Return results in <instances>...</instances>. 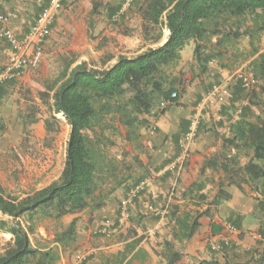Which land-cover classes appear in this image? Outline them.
Segmentation results:
<instances>
[{"label":"trees","instance_id":"1","mask_svg":"<svg viewBox=\"0 0 264 264\" xmlns=\"http://www.w3.org/2000/svg\"><path fill=\"white\" fill-rule=\"evenodd\" d=\"M139 15L141 21L134 25L133 33L155 45L167 29L170 34L162 47L150 48L134 58L119 56L109 68L104 66L113 57L101 67L65 58L56 79L39 90L38 98L52 111L54 122L59 124L56 115L63 114L71 127L66 162L57 181L25 197L7 194L0 185V213L8 218L0 219V232L12 236L0 253V264H57L59 246L64 250L76 243L78 218L56 235L55 247L35 246L31 237L43 220L60 221L85 210L101 209L107 198L131 178L125 158L109 154L115 146L110 135L119 123L125 127L128 141H138L141 130L150 126V119L157 120L168 111L169 107L157 110L162 102L178 104L180 83L172 70L192 41L196 43L194 61L203 74L210 62L228 69L230 62L243 57L251 60L249 66L259 81L247 97L248 108L259 111L255 121L240 115L234 123V137H223L220 154L206 161L202 173L206 169L221 170L228 176L229 185L239 188L264 180L260 164L264 161V53L259 47L264 34V0H144ZM244 38L249 41L248 52L236 49ZM45 129L47 144L54 133L49 119ZM250 154L253 157L242 165L240 157ZM133 160L141 166L138 157ZM203 187L197 182L192 184L184 197ZM228 197L220 190L214 204ZM198 200L206 201L207 197L198 195ZM171 208L174 242L179 244L190 240L201 226L200 219L209 214L208 210L182 209L180 205ZM139 243L134 240L115 253L102 252L98 260L100 264H132L136 255L130 256ZM163 246L165 264H178L182 253L175 243L165 242Z\"/></svg>","mask_w":264,"mask_h":264},{"label":"rangeland","instance_id":"2","mask_svg":"<svg viewBox=\"0 0 264 264\" xmlns=\"http://www.w3.org/2000/svg\"><path fill=\"white\" fill-rule=\"evenodd\" d=\"M136 1L131 7H124L126 0H66L64 10L45 42L44 59L38 68L33 69L38 73L37 78L27 83V90L22 89V96L17 98L18 104H15L14 100L15 106L6 109L4 115L0 117V122L4 127L3 131L0 132V185L7 194L22 196L28 191L36 190L40 184L44 187L53 182L65 165L71 127L66 118L59 115H56L59 124L54 122L52 111L48 106L43 105L38 98L39 90H44L45 85L51 83L58 76L63 59L76 58V64L88 63L100 67V64L102 66L109 57L115 58L121 56V54L131 57L143 49L145 52L150 48H156L150 42L143 40L145 44H142L141 41H136L139 36L133 33L132 28L141 21L139 5L144 0ZM4 2V0H0V12L15 14L16 7L6 8ZM47 2L44 0L34 3L33 13H36L35 15L40 14ZM21 31L25 32L24 28ZM166 38H168V35ZM259 47L260 52L264 53V34ZM236 49L248 52L250 50L249 41L245 38L242 39ZM9 61L8 47L0 40V71ZM250 63L251 60H244L243 57H239L237 61L229 63L230 67L228 69H221L218 63L214 62L209 67L208 73L203 77L198 76V78H196V75L200 69L196 64L193 66L195 69L191 66L176 67L172 70V74H178L181 69L185 81V90L191 86V89L186 91H190L192 94H196L195 91H192V84L194 82L197 84L195 88H200L201 92H199L200 98L196 101V106L213 85L224 82L230 73L236 72L242 66H249ZM232 90V99L223 112L221 122L208 116H205V119L202 120L201 126L211 127L207 132L215 131L218 134L215 125L219 123L226 130L230 123H235L240 118V116H237L239 110H242L243 114L241 115L248 120L255 121L259 111L248 108V92L241 89L238 83L233 84ZM157 110L160 111V107ZM179 111L180 107L176 104L172 105V108L167 112L175 114ZM192 116L193 113L190 115V119ZM47 119L52 121L54 133H52V138L46 144L38 135L42 133L41 130L46 131L45 121ZM151 119L153 122L148 128L141 130V138L138 141H128L126 138L127 131L119 123H116L117 131L110 135L115 142V146L110 148L109 154L112 157L125 158L130 166L128 176L131 178L107 198L104 204L106 209L93 219L97 220L95 226L91 229V237L95 243L94 248L117 246L120 241V236L117 235L120 231L129 229L131 222H145L147 216L141 212V218L139 215L134 216L124 226L118 227L117 232L110 237L101 239V237L92 234L99 223L104 220V217L116 220L120 201L142 175L145 176L144 178L154 176L153 172L148 169L154 163H158V149L153 146L155 139H157V130L152 134L151 129L155 124L154 119ZM221 133L228 135V132L224 133L223 131ZM134 157L140 159L141 166L133 160ZM260 163L264 167V161ZM173 172L174 175H172L166 189V199L162 204L163 206L159 207V219L164 221V227L169 225L171 207L176 200L179 176L175 171ZM0 219L7 220L8 218L3 217L0 213ZM67 226L66 219L41 221L35 235L31 237L32 244L35 246L38 243L39 245L52 244L56 235L64 231ZM11 239V235L0 232V253L4 251ZM71 249L72 247L68 248L67 251L70 252ZM70 255L75 257L78 264L76 259L78 253L71 252Z\"/></svg>","mask_w":264,"mask_h":264},{"label":"crops","instance_id":"3","mask_svg":"<svg viewBox=\"0 0 264 264\" xmlns=\"http://www.w3.org/2000/svg\"><path fill=\"white\" fill-rule=\"evenodd\" d=\"M41 1L44 0H9L4 2L6 8L11 6L16 7L14 12L15 21L14 19L12 20L11 28L18 35L26 33L33 26L39 14L35 15L36 13L34 14L32 9L34 8V3ZM22 28H24L25 32L21 31ZM167 34L168 30L165 29L163 38L159 43L154 45L156 48L162 47L167 42ZM136 41H141L142 44H145L140 36L136 38ZM195 46L196 43L192 41L184 48L177 67L191 66L195 69L193 67L194 64L198 67L197 62L193 58ZM8 51L10 56L11 51L9 47ZM143 52L144 49L134 54V56L126 57L134 58ZM121 56L125 55L121 54ZM118 57L106 62L104 68L114 66L117 63ZM213 63L210 62L208 64V69ZM207 73L208 70L205 74L199 71L196 78L198 76L203 77ZM37 74L36 71L30 69L21 79L7 83L3 87L0 96V117L4 115L6 109L15 106L16 103L18 104L17 98L22 96V89L25 88L27 90V83L37 78ZM182 75L181 69L178 74L174 75L180 83L181 98L177 104L180 107V111L175 114L167 112L159 119H154L157 139H155L153 146L158 149V163L156 162L151 167H148L154 176L148 178L149 185L147 189L136 199L131 209V219L138 215L141 218L140 213L142 212V214H146L147 216L145 222H131L129 229L120 231L117 235L120 236L117 246L94 248L95 243L91 237V229L95 226L97 220L93 219L100 212H103L106 206L95 212L85 210L75 215L66 216L63 219L67 220L68 225L78 218L80 223L77 225L80 226H77L76 243L72 246L70 252L67 251L68 248L63 250L59 246L60 259L57 264H77L75 257L70 255L71 252H77L78 255L82 254L85 256V260L78 262V264H100L98 260L100 253H115L122 250L126 243L134 240H139L140 243L130 256L131 258L133 255H136L132 264H165L161 257V254L164 252L163 245L165 242L175 243L176 248L180 249L182 259L178 264H205L207 262L216 264H264V240L259 238L260 235L264 237V180L260 179L254 183L244 184L239 188L229 185L228 176L221 170L206 169L202 173L206 161L220 154L223 146V137H234V123H230L226 130H224L221 123L216 124L215 128L218 134L215 131L207 132L211 127L205 128L201 126L198 136L191 147L189 158L184 165L185 167H179L176 171L179 180L174 205H180L182 209L187 208L202 212L209 211L208 216L200 219L201 226L194 236L183 244L174 242V222L170 218L168 227H164V221L159 219V207L163 206L162 204L167 196L166 189L172 175H174V172L170 170V166L177 161L180 152L178 146L179 139L187 129L190 115L194 112L196 101L200 98L199 92H201L200 88H195L197 86L195 82L192 84V91H195L196 94L186 91L191 89V86L185 90V81ZM170 108L172 106L168 110ZM152 122L153 120L150 119V125ZM223 131L224 133L228 132V135L221 133ZM41 132L38 136L44 140L46 131L43 129ZM234 153L233 151L232 154ZM251 157H253V154H250V156L242 155L240 157L241 164H247ZM62 171L53 182L60 178ZM144 177L142 175L139 180H142ZM53 182L44 187L40 184L36 190L28 191L22 197L41 190ZM196 182L204 185L202 190H196L194 195L184 197L185 192ZM220 190L227 193L229 197L221 201L219 205H216L214 204V200ZM202 194L206 195V201L198 200V195ZM230 225L237 229V233L228 231V226ZM134 230L137 231V235L133 234ZM216 244L222 245V249L219 251L213 250V246ZM55 246L57 245L53 240L50 247Z\"/></svg>","mask_w":264,"mask_h":264},{"label":"built area","instance_id":"4","mask_svg":"<svg viewBox=\"0 0 264 264\" xmlns=\"http://www.w3.org/2000/svg\"><path fill=\"white\" fill-rule=\"evenodd\" d=\"M66 0H49L48 5L41 11L37 20L29 31L18 35L12 28L11 22L14 14L10 12H0V40L6 43L11 51L9 63L0 71V96L3 87L10 82L21 79L28 70L38 68L45 55V42L51 34L52 28L59 19L61 12L64 10ZM134 0H126L124 7H131ZM168 31V36H169ZM234 83H240L241 87L249 92L258 87L259 81L253 70L245 65L234 73H230L228 78L219 84L213 85L203 97L198 101L194 108L193 116L189 120L188 127L182 137L179 139L178 146L180 155L177 161L170 166L171 171H177L183 167L189 158L191 147L194 144L201 122L205 116L213 117L216 121L221 122L223 112L229 105L233 96L232 86ZM176 94L173 95V98ZM174 105L172 102H162L160 109L164 110ZM242 114V110L237 111V116ZM62 116L63 114H59ZM4 129L0 122V132ZM156 130L151 129L152 134ZM149 179L143 178L135 184L128 194L120 201L118 217L112 220L106 217L102 220L93 231V235L101 238L110 237L115 233L116 228L124 226L131 219V208L136 199L147 189ZM228 231L237 233L234 226H228ZM264 240V237L259 236ZM222 245L216 244L213 250L219 251ZM78 262L85 260V256L79 254L76 256Z\"/></svg>","mask_w":264,"mask_h":264}]
</instances>
